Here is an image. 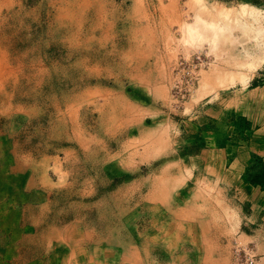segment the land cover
I'll return each instance as SVG.
<instances>
[{
  "label": "rangeland",
  "instance_id": "obj_1",
  "mask_svg": "<svg viewBox=\"0 0 264 264\" xmlns=\"http://www.w3.org/2000/svg\"><path fill=\"white\" fill-rule=\"evenodd\" d=\"M208 8L264 26V0H0V264H264L222 169L258 24Z\"/></svg>",
  "mask_w": 264,
  "mask_h": 264
},
{
  "label": "crops",
  "instance_id": "obj_2",
  "mask_svg": "<svg viewBox=\"0 0 264 264\" xmlns=\"http://www.w3.org/2000/svg\"><path fill=\"white\" fill-rule=\"evenodd\" d=\"M211 13L214 18L221 14L224 22L223 28L227 26V19H229V21L231 19H237V22L240 24V21L243 18H246V16L250 17V21L257 24L259 23V15L254 12L248 16L245 11L225 12L208 8V18H210ZM258 25L255 26L250 22L242 26L239 25L240 28H242V32L251 36V46L254 47V51L249 52V55H254V57L251 61L249 60L247 64L249 65L253 63L257 65V68L264 62V37L262 35L264 26H260V24ZM256 78H258L256 84H254L248 91H244V93L238 97L239 106L238 111L235 114L241 121L249 123L251 127L249 131L245 132L247 139L244 140V142L239 141L238 147L234 146V149L232 150L234 156H232L228 162L224 157L225 159L223 161L224 165L222 169L224 170V174H226V178L229 180L228 183H226L228 192L231 194L233 191L235 194L233 198H237L238 196L239 200L250 206L254 213H260L264 210V189H261L260 186H256L258 189L254 188L243 180V178L246 177V174L250 173V171L247 172L249 162H253L254 160L258 163V167L262 173L261 177H264V71H262V74ZM245 82L246 80L242 81V83ZM230 149L232 148L230 147ZM223 151H228V149L225 148ZM231 180H233V182H231Z\"/></svg>",
  "mask_w": 264,
  "mask_h": 264
},
{
  "label": "bare ground",
  "instance_id": "obj_3",
  "mask_svg": "<svg viewBox=\"0 0 264 264\" xmlns=\"http://www.w3.org/2000/svg\"><path fill=\"white\" fill-rule=\"evenodd\" d=\"M11 3V2H10ZM13 3V2H12ZM8 12V11H7ZM13 13V12H12ZM14 14V13H13ZM16 14V13H15ZM14 14V15H15ZM228 14V13H227ZM1 15H2V13H1ZM220 16H221V14H219ZM223 15V14H222ZM6 16V15H5ZM4 16V17H5ZM220 16H218L219 18H220ZM2 17H3V15H2ZM10 17H12L11 15H10ZM211 18H213L212 16H210ZM221 18H222V16H221ZM225 18V17H224ZM3 19V18H2ZM8 20V19H7ZM8 21H11V20H8ZM2 22V21H1ZM5 23H6V21H5ZM207 23V22H206ZM10 24V23H9ZM259 26V25H258ZM260 26H261V24H260ZM0 27H1V25H0ZM2 29V28H1ZM261 29V28H260ZM255 30V29H254ZM3 31V30H2ZM1 31V32H2ZM256 31V30H255ZM262 32H263V30H262ZM0 34H2V33H0ZM262 37V36H261ZM258 40V39H257ZM257 46V45H256ZM2 47V46H1ZM1 50H2V48H1ZM264 50V49H263ZM2 52V51H1ZM0 52V53H1ZM6 52V51H5ZM256 53V52H255ZM254 54V53H253ZM254 57V55H252V56H249V57H247L250 61L252 60V58ZM259 57V56H258ZM244 58V57H243ZM1 59V58H0ZM4 60V59H3ZM2 60V61H3ZM257 60V59H256ZM261 60V59H260ZM263 60V59H262ZM259 62V61H258ZM246 63H247V60H246ZM7 64V63H6ZM248 65V64H247ZM12 66H13V63H12ZM249 66V71L250 72H252V71H254V70H256V68H257V65H255V64H253V63H251V64H249L248 65ZM4 68V66L3 65H1L0 64V70L2 69V72L0 71V81H3L4 80V78L2 77L3 76V74H5L4 72H5V69H3ZM13 68H15V67H13ZM16 70V69H15ZM22 73V72H21ZM224 76V77H223ZM222 77H220V81H222V80H224V81H228V80H231L230 78H234V80H235V78L239 81V82H242V81H244V80H247V78H248V75H246V74H242V73H238V74H230V75H228V74H224ZM228 76V77H227ZM5 77V76H4ZM18 78V77H17ZM208 79V78H207ZM207 79L202 83V85H201V87L203 88V86H206V83H207ZM15 80V79H14ZM233 80V81H234ZM6 80H4L2 83H1V85L3 86V84H4V82H5ZM15 83V82H14ZM17 85V84H16ZM11 86V85H10ZM15 86V85H14ZM4 88H6V87H4ZM10 88V87H9ZM13 88H15V87H13ZM2 89H3V87H2ZM1 92V91H0ZM12 92H13V90H12ZM7 94V93H6ZM2 96V95H1ZM6 97V96H5Z\"/></svg>",
  "mask_w": 264,
  "mask_h": 264
}]
</instances>
